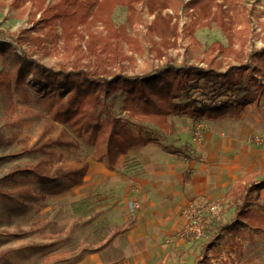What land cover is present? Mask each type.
Instances as JSON below:
<instances>
[{
  "label": "rangeland",
  "instance_id": "1",
  "mask_svg": "<svg viewBox=\"0 0 264 264\" xmlns=\"http://www.w3.org/2000/svg\"><path fill=\"white\" fill-rule=\"evenodd\" d=\"M47 1V6L53 3ZM98 1L89 9L88 22L78 27L76 55L58 24L53 29L57 35L53 48L43 40L42 23H30L27 14L22 15L11 6L12 0H0V31L7 42L17 40L19 53L28 54L47 68L81 69L89 76L105 79L118 73L140 76L166 64L206 67V51L212 44L227 45V34L214 22L195 21L197 18L189 11L191 0H175L177 16L171 9L157 8L150 13L147 2L141 0L135 10L138 23L130 22L127 8L121 3L108 14L100 9ZM236 3L238 7L230 9L250 22L248 51L261 49L264 34L257 23L264 20V0ZM157 16L170 21L169 27L176 30L174 36L164 38L152 31ZM36 19H40V13ZM108 22L115 25L117 32L123 27L125 33H118L116 41L110 42L114 64L106 63L112 54L104 53L100 44L107 35ZM230 26L233 32L242 27L237 20ZM216 56L223 63V71L227 63L219 53ZM2 61L0 56V71ZM229 61L238 63L232 56ZM242 83L246 84L245 79ZM109 92L108 88L98 90L103 104L91 105L88 112L100 121L112 123L113 133L123 127L143 139L139 135L144 130L151 132L154 139L126 154H114L108 163L98 159L96 144L86 142L84 132L76 135L68 125L51 121L41 111L43 97L36 91L10 86L0 93V264H192L196 254L186 251L197 253L203 239H183L185 243L177 250V232L172 230L175 223L186 221L182 212L187 205H196L206 215L212 204L184 198L181 175L190 157L198 159L192 144L202 146L209 129L217 131L211 136L215 140L231 137L241 141L250 136L253 143H261L264 103L261 99L258 105L252 99L243 101L237 111L215 123L185 112L170 114L166 127L158 129L123 110L125 92ZM187 100L179 92L175 102ZM13 101L17 108L8 112ZM16 170L23 172L12 180L4 178ZM52 175L62 178L54 181L50 179ZM10 200L18 204L9 203ZM157 219L166 221L162 234L150 225ZM186 224L187 221L181 233ZM177 251L184 256H178ZM225 261L264 264V238L252 233L238 242L236 254Z\"/></svg>",
  "mask_w": 264,
  "mask_h": 264
},
{
  "label": "trees",
  "instance_id": "2",
  "mask_svg": "<svg viewBox=\"0 0 264 264\" xmlns=\"http://www.w3.org/2000/svg\"><path fill=\"white\" fill-rule=\"evenodd\" d=\"M98 0H52L48 6L47 0H12L11 6L20 14H27L28 21L33 25L42 23L41 30H45L43 40L55 48L56 25L62 30L63 37L69 42L73 54L78 53L74 41L79 40L78 27L85 25L89 13ZM141 0H100L98 5L108 14L118 3L127 8L131 23H138L136 5ZM150 13L160 9H171L177 16L175 0H145ZM237 8L236 0H191L189 11L195 16L196 22L212 21L227 34V45L222 47L218 43L206 51V67L194 65L175 67L166 64L140 76H124L121 73L113 78L105 79L98 76H89L86 72L56 71L47 68L34 60L28 54H21L17 50V40L7 42L5 35L0 31V56L3 57V69L0 71V93L13 86L16 89L27 88L36 91L43 97L41 111L51 120L66 124L73 133L80 135L88 143H95L98 150V159L107 163L113 160L114 154H126L139 144H149L150 140L135 137L132 132L121 127L113 133V125L108 120L100 121L92 116L88 108L93 104L102 105L98 90L110 89L109 94L117 90L125 92L123 110L141 123L163 129L167 125V116L185 112L193 118L218 120L227 114L238 110L243 101L261 99L264 103V47L248 51L251 36L250 22L247 17H238L230 8ZM40 13V19L36 15ZM241 25V29L232 30L234 21ZM28 22V23H29ZM107 23V22H106ZM170 21L156 17L151 29L164 38L174 36L175 28L169 27ZM264 34V20L257 23ZM32 25V26H33ZM108 25L106 37L102 40L101 50L110 51V42L120 33L124 36L123 27L119 32L113 23ZM189 31L188 29H186ZM115 31V33H114ZM25 33L24 30L21 31ZM233 32V34H230ZM94 36H91L92 39ZM262 40L264 41V35ZM218 48V49H217ZM136 50V49H134ZM106 63H115V53ZM217 53L225 63V69L220 70L223 63L218 60ZM232 56L237 64L231 63ZM244 57V58H243ZM243 58V59H242ZM93 78H96L93 80ZM245 79L246 84L242 83ZM181 92L187 102L177 104L178 93ZM108 95V94H107ZM222 98H227L223 100ZM17 105L11 102L8 112H13ZM25 171H30L26 169ZM20 170L4 176L12 180ZM190 173L184 175V182H189ZM59 175H52L50 179H61ZM264 190V173L249 172L240 181L236 182L226 192L220 205L218 216L207 212L203 218V234L199 255L192 264H215L208 257V250L218 243L221 233L234 232L239 226L243 230L237 231L240 238L250 235V232H262L264 238V210L255 213L250 207L260 205V192ZM193 237V236H192ZM190 240V239H188ZM222 264H227L223 262ZM245 264H253L247 262Z\"/></svg>",
  "mask_w": 264,
  "mask_h": 264
},
{
  "label": "crops",
  "instance_id": "3",
  "mask_svg": "<svg viewBox=\"0 0 264 264\" xmlns=\"http://www.w3.org/2000/svg\"><path fill=\"white\" fill-rule=\"evenodd\" d=\"M251 101H255V104H259V100L252 99ZM264 108V105H263ZM223 118V117H222ZM207 120V119H204ZM219 120V119H218ZM218 120H207L211 122H216ZM262 128H264V123H261ZM187 129V128H185ZM217 132L214 130H208L205 133V140L202 146L195 147L192 144V148L196 151L198 155V159H194L190 157L188 160V164L186 165L185 172L181 175V185L184 189V198L185 200H194L203 203H220L223 199L226 192L233 186L236 182L240 181L246 174L249 172H261L264 173V132H260V136H262L261 143H253L250 140V136L248 138H244L243 140H234L231 137H227L226 139L215 140L212 139V133ZM186 133V132H185ZM139 137L144 140H152L154 139L151 136V132H140ZM257 142H259L257 140ZM149 145V144H148ZM143 147L144 145L139 144L136 147ZM147 146V144H146ZM131 154V153H130ZM133 154V153H132ZM190 173L189 182H184V175L186 173ZM20 175H18L19 177ZM17 177V176H16ZM8 203V202H7ZM9 203L18 204V201L10 200ZM250 209L255 213H263L264 210V190L260 192V205H252ZM182 218V217H181ZM183 220V218L181 219ZM185 220L181 221V225H177L179 223H175L173 227V231H176L175 238V246L178 248L177 250H181L182 245L185 243L183 239H190L189 241H195V238L192 236L184 235L182 232L183 227L185 225ZM159 222V223H158ZM175 222H178L177 220ZM165 219H157L156 222L150 223L153 224V229H157L158 234H162V230L165 231ZM243 226H239L234 232H223L220 235L219 241L217 244L212 246L209 250L211 253L207 252L208 257L213 262L211 255H214V259L217 263L222 264L226 262L225 259L227 257H232L236 254L237 244L242 243L243 239L249 237V235L244 238H240L237 234V231L243 230ZM181 233V234H180ZM261 234L263 238L262 232H250ZM182 239H181V238ZM201 239V238H200ZM188 241V242H189ZM201 249V247H200ZM200 249L197 253H193L191 249H187V254L195 255L194 258L199 255ZM178 252V256H184L182 252ZM224 261L219 260L220 258H224ZM192 260V262H193ZM217 264L216 262H213ZM175 264V263H173ZM185 264V263H178Z\"/></svg>",
  "mask_w": 264,
  "mask_h": 264
},
{
  "label": "built area",
  "instance_id": "4",
  "mask_svg": "<svg viewBox=\"0 0 264 264\" xmlns=\"http://www.w3.org/2000/svg\"><path fill=\"white\" fill-rule=\"evenodd\" d=\"M221 207L217 203H212L209 206V212L215 216H218ZM183 217L186 219L187 224L184 229V235L193 236V238L198 239L203 234V218L201 208L194 204H189L185 207L182 212Z\"/></svg>",
  "mask_w": 264,
  "mask_h": 264
}]
</instances>
